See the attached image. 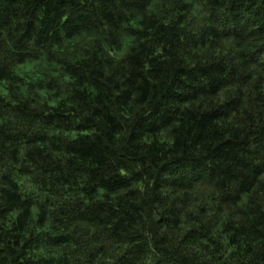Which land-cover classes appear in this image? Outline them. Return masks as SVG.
Segmentation results:
<instances>
[{
    "label": "clouds",
    "instance_id": "clouds-1",
    "mask_svg": "<svg viewBox=\"0 0 264 264\" xmlns=\"http://www.w3.org/2000/svg\"><path fill=\"white\" fill-rule=\"evenodd\" d=\"M261 17L0 0V264H264Z\"/></svg>",
    "mask_w": 264,
    "mask_h": 264
},
{
    "label": "trees",
    "instance_id": "trees-1",
    "mask_svg": "<svg viewBox=\"0 0 264 264\" xmlns=\"http://www.w3.org/2000/svg\"><path fill=\"white\" fill-rule=\"evenodd\" d=\"M68 6H69V5H66V4H64V3L49 4V5L47 6V8H48V13H47V15H49V16L51 17V19L48 21V23H51V22L54 21L58 16H60V15L63 13V11H65V10L67 9ZM246 11H247V10H246ZM52 13H54L55 15H54V16L51 15ZM77 18H78V19L80 18L79 13H77ZM261 20H264V17H261ZM262 27H264V25H262ZM83 151H84L85 153H90V152L92 151V149L89 148V147H87V146H84ZM223 158H224L225 160H227V159H230V156H229L228 153H224V154H223Z\"/></svg>",
    "mask_w": 264,
    "mask_h": 264
}]
</instances>
